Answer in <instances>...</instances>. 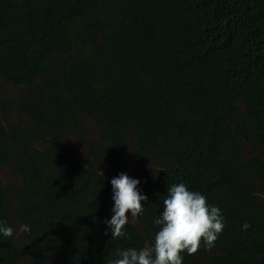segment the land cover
Returning a JSON list of instances; mask_svg holds the SVG:
<instances>
[{"label":"trees","instance_id":"16d2710c","mask_svg":"<svg viewBox=\"0 0 264 264\" xmlns=\"http://www.w3.org/2000/svg\"><path fill=\"white\" fill-rule=\"evenodd\" d=\"M0 172V264H107L179 181L226 220L183 264H264V0H0Z\"/></svg>","mask_w":264,"mask_h":264},{"label":"clouds","instance_id":"9594fccd","mask_svg":"<svg viewBox=\"0 0 264 264\" xmlns=\"http://www.w3.org/2000/svg\"><path fill=\"white\" fill-rule=\"evenodd\" d=\"M139 183L138 178L125 172L110 180L113 205L112 215L106 220L105 234L110 233L112 240L127 238L125 225L129 216L144 213L141 201H147L148 197L137 187ZM152 223L156 230L150 241H145L139 248L117 250L107 264H183L184 254L195 253L201 244L207 249L214 247L226 220L220 207L209 203L204 193L179 181L168 184L162 209ZM240 227L246 231L251 225L244 221ZM13 234V227L0 220V237L11 238Z\"/></svg>","mask_w":264,"mask_h":264},{"label":"rangeland","instance_id":"374dc122","mask_svg":"<svg viewBox=\"0 0 264 264\" xmlns=\"http://www.w3.org/2000/svg\"><path fill=\"white\" fill-rule=\"evenodd\" d=\"M0 175H1L4 182H8V181L13 180V177L11 175L7 174L6 172H0ZM107 211H109V213H111V209H107ZM129 221L136 223L135 217L129 216Z\"/></svg>","mask_w":264,"mask_h":264}]
</instances>
